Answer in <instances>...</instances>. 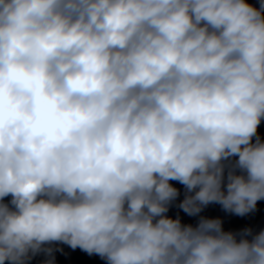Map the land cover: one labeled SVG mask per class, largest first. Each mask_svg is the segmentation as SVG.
<instances>
[{
	"label": "clouds",
	"instance_id": "1",
	"mask_svg": "<svg viewBox=\"0 0 264 264\" xmlns=\"http://www.w3.org/2000/svg\"><path fill=\"white\" fill-rule=\"evenodd\" d=\"M262 119L264 0H0V264L53 242L108 264H264V230L164 215L170 180L198 188L189 215L254 211Z\"/></svg>",
	"mask_w": 264,
	"mask_h": 264
},
{
	"label": "water",
	"instance_id": "2",
	"mask_svg": "<svg viewBox=\"0 0 264 264\" xmlns=\"http://www.w3.org/2000/svg\"><path fill=\"white\" fill-rule=\"evenodd\" d=\"M247 3L259 8L262 0H246ZM258 135L261 140H264V119L258 127ZM255 139V138H254ZM238 156L230 157L228 161H225L227 165L229 161L235 162ZM227 172L228 168H225L224 182L222 184V190L227 191ZM237 174H241V170H236ZM169 183L178 190V196L171 201L168 206V211L164 214L172 219L179 217L182 225H191L197 227L201 218L208 219H220L222 222V229L225 232H233L236 234V238L239 241L242 238L245 229H251L252 235L247 238L252 239V236L264 230V199L257 201L256 209L243 216L237 215L234 212L226 210L220 203L212 202L206 206H203L201 211L196 215H189L181 207V202L185 199L186 195H194L198 188L191 193L188 192L185 185L178 180H170ZM12 196H8L2 199V203L11 205ZM44 247H51L53 252L51 255L41 251L35 255L29 254L30 258L25 261V264H46L51 261V264H108V261L101 258L98 254H89L79 247L73 249L68 244L63 242H53L46 244ZM4 264H11L9 261H5Z\"/></svg>",
	"mask_w": 264,
	"mask_h": 264
}]
</instances>
